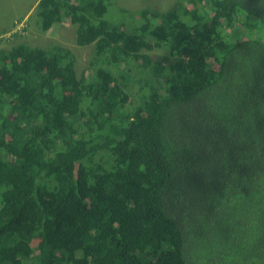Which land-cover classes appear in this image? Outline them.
<instances>
[{"label": "trees", "instance_id": "trees-1", "mask_svg": "<svg viewBox=\"0 0 264 264\" xmlns=\"http://www.w3.org/2000/svg\"><path fill=\"white\" fill-rule=\"evenodd\" d=\"M114 5L36 2L42 32L93 44L90 77L62 46L0 52V264H264V0L129 28ZM123 55L156 81L127 112Z\"/></svg>", "mask_w": 264, "mask_h": 264}, {"label": "rangeland", "instance_id": "rangeland-1", "mask_svg": "<svg viewBox=\"0 0 264 264\" xmlns=\"http://www.w3.org/2000/svg\"><path fill=\"white\" fill-rule=\"evenodd\" d=\"M39 0H0V52H7L19 45L40 47L51 50L54 46H62L68 49L74 59V68L77 76L83 73L90 77L93 72L90 62L93 55V44L83 47L76 45L75 27L68 24L67 20L53 24L52 27L42 32L37 26L36 2ZM114 7L122 12H115V18L125 23L127 28L132 26L133 14L137 11L149 8L160 13L179 9L181 11L183 0H113ZM114 17V16H113ZM227 31L231 26L225 27ZM148 48L140 54L147 55L151 60L158 59L165 53L164 48L154 46L148 41ZM117 64L109 65L120 83L124 94L128 97L125 103V111H133L140 104V86H156V81L149 74L148 69L142 66L140 59L134 60L130 56H121ZM94 65L92 67H97ZM79 79V78H78ZM150 80L151 83H148Z\"/></svg>", "mask_w": 264, "mask_h": 264}, {"label": "clouds", "instance_id": "clouds-1", "mask_svg": "<svg viewBox=\"0 0 264 264\" xmlns=\"http://www.w3.org/2000/svg\"><path fill=\"white\" fill-rule=\"evenodd\" d=\"M56 24V23H55ZM69 24V23H68Z\"/></svg>", "mask_w": 264, "mask_h": 264}]
</instances>
